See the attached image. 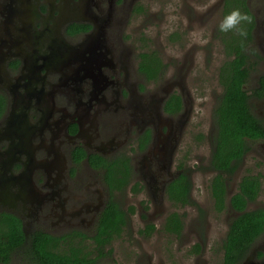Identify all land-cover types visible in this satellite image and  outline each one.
Wrapping results in <instances>:
<instances>
[{
	"label": "flooded vegetation",
	"instance_id": "1",
	"mask_svg": "<svg viewBox=\"0 0 264 264\" xmlns=\"http://www.w3.org/2000/svg\"><path fill=\"white\" fill-rule=\"evenodd\" d=\"M18 1L15 6L13 0H0V102L5 103L0 112V217L4 223L11 217L17 219L27 240L35 232L62 236L65 250L66 240L82 242L79 246L84 253L95 258V264H104L135 211L133 205L127 208V203L139 205L141 212L147 210V203L153 212L162 210L171 204L167 186L182 174L191 182L192 198L193 174L198 169L209 177L210 190L217 174L211 168L217 102L210 114L211 134H205L210 145L207 162L201 166L198 160L187 168L189 159L182 162L179 152L187 149L193 101L188 102L190 96L179 82H160L166 67L158 78L139 72L140 56L152 51L144 35L132 33L131 21L134 15H144L143 6L139 13L135 12L139 3L134 0ZM13 8L17 12L11 13ZM255 23L254 42L259 36L257 20ZM261 34L264 46V29ZM258 48L261 54L256 60L263 61L264 49ZM261 76L264 74L256 78L253 91L260 88L257 82ZM172 95L180 98L181 109L166 113L164 107ZM250 100L262 107L252 114L264 125V90ZM198 130L197 126L201 140L203 134ZM260 142L264 143L246 139L248 150L230 179L236 177L250 147ZM124 157L132 169L127 178L120 173ZM108 171L117 178L115 184L127 183L121 191L116 186L109 189L105 180ZM250 175L259 182L255 202L261 179ZM242 176L230 189V179L225 182L227 203ZM124 193L132 197L126 196L125 205L121 202ZM110 198L125 211L127 222L121 234L105 246V255L98 256L92 238ZM192 201L195 205L191 207L200 213L201 207ZM251 203L246 211L256 210L248 208ZM153 212L138 230L142 238L155 233V226L149 223L154 220ZM230 214L231 219L238 215ZM168 216L163 231L181 236L183 227L178 235L165 230ZM148 225L154 226L149 235L145 232ZM77 232L81 235L66 238ZM261 239L264 233L240 264L264 261ZM192 245L191 255L198 256L202 244ZM22 259L33 264L24 256Z\"/></svg>",
	"mask_w": 264,
	"mask_h": 264
},
{
	"label": "rangeland",
	"instance_id": "2",
	"mask_svg": "<svg viewBox=\"0 0 264 264\" xmlns=\"http://www.w3.org/2000/svg\"><path fill=\"white\" fill-rule=\"evenodd\" d=\"M134 2L143 6L145 13L140 17L137 15L138 18L134 15L133 22L131 21L134 26L132 33L137 34V37L144 35L149 40V50L156 51L165 64V74L160 82L166 83L170 80L179 82L190 96L188 102L193 101L191 116L194 117L190 132H187L185 138L187 149H180L179 156H182V162L185 158L189 159L186 162L187 168L196 165L198 160V164L202 166L206 164L210 151V145L205 137V134H211L213 127L210 114L222 92L218 82V71L225 61V54L218 26L222 21L223 0H134ZM248 6L255 21L257 20L256 29L259 31L252 50L261 54L258 46L264 49L260 38L264 29V0H248ZM174 33L177 34V39L170 40ZM250 60V77L244 90L251 98L256 78L264 74V60H256V56L255 58L251 56ZM250 98V109L256 115V111L262 107L251 102ZM197 126L200 129L198 133L203 134L201 140H198L196 135ZM262 146L264 143L260 142L250 147L236 177L234 180L230 179L228 183L230 189L238 178L246 173L260 175L259 196L248 206L249 209H264ZM209 181L207 175H203L199 169L195 170L192 199L201 207L200 213L191 206L175 207L172 204H166L162 210L153 212L150 203L146 204L147 210L141 212L139 205L127 203V208L133 205L135 211L130 215L123 235L113 243L109 256L102 263L220 264L223 255L221 242L225 237L231 214L227 212L217 214L214 211ZM126 196L132 198L130 193H124L121 197L123 205ZM152 212L154 220H149V223L155 226V233L148 238H142L138 235V230L148 220L147 214L151 215ZM174 212L182 216L183 232L179 237L167 235L162 229L165 218ZM196 242L203 247L198 256L190 253L192 244ZM22 252L23 250L14 252L9 264H27L22 259Z\"/></svg>",
	"mask_w": 264,
	"mask_h": 264
},
{
	"label": "trees",
	"instance_id": "3",
	"mask_svg": "<svg viewBox=\"0 0 264 264\" xmlns=\"http://www.w3.org/2000/svg\"><path fill=\"white\" fill-rule=\"evenodd\" d=\"M222 5V20L233 9H239L252 18L251 23L242 25L247 31L246 39L237 35L235 31L224 33L218 29L225 61L218 71V82L222 93L213 111L216 133L213 137L211 168L217 174L211 181L210 195L216 212L238 213L229 222L228 231L221 246L223 255L220 264H240L248 256L256 240L264 233V210L246 211L247 204L257 197L259 182L257 177L250 174L242 176L237 192L231 196L228 203L225 182L234 174L248 150L246 139L264 141V125L252 114L249 104L250 96L244 90L250 76L251 54L258 56V53L252 50L255 18L249 10L248 0H223ZM142 11L141 5L135 7V12ZM169 39L176 40L177 34H172ZM140 58L142 60L139 65L140 73L151 79L158 78L159 73L163 74L165 65L156 51L142 54ZM257 84L260 88H256L251 96H261L264 90V76L259 78ZM169 101L164 107L166 113L181 109L178 96L172 95ZM4 107L5 103L0 102V112L4 111ZM123 159L121 167L123 171L120 168V173L127 178V171L129 174L132 169L128 165V159L126 157ZM105 180L111 191L115 186L121 191L127 184L123 182L115 184L118 180L112 178L110 171ZM191 186L188 176L180 175L167 186V200L175 207L195 205L190 195ZM10 219H6L4 223L0 217V264L8 263L13 253L20 250H23V256L33 264H95V258L91 259V255L84 253L83 248L79 246L82 242L66 240L65 250L62 236L55 237L35 232L27 240L18 220L12 217ZM126 222L125 211L110 198L98 222L97 233L92 238L98 256L105 255V246L121 234ZM182 227V216L176 212L168 216L165 225L167 232L178 235ZM153 229V225H148L146 234L149 235ZM80 235L81 233L77 232L66 235V238Z\"/></svg>",
	"mask_w": 264,
	"mask_h": 264
},
{
	"label": "clouds",
	"instance_id": "4",
	"mask_svg": "<svg viewBox=\"0 0 264 264\" xmlns=\"http://www.w3.org/2000/svg\"><path fill=\"white\" fill-rule=\"evenodd\" d=\"M251 22L252 18L247 13H243L239 9H233L223 18L218 28L220 32L224 33L235 31L237 35L246 39L247 31L242 25Z\"/></svg>",
	"mask_w": 264,
	"mask_h": 264
},
{
	"label": "water",
	"instance_id": "5",
	"mask_svg": "<svg viewBox=\"0 0 264 264\" xmlns=\"http://www.w3.org/2000/svg\"><path fill=\"white\" fill-rule=\"evenodd\" d=\"M13 2L15 4V6H16L19 1L18 0H13ZM9 8H11V7H9ZM86 8H88V4L85 2L84 9H86ZM12 12H17V9L16 8L11 9V13ZM156 113L158 114L157 107H156ZM243 264H264V261L260 262V263H253L252 260H249V261L243 262Z\"/></svg>",
	"mask_w": 264,
	"mask_h": 264
}]
</instances>
